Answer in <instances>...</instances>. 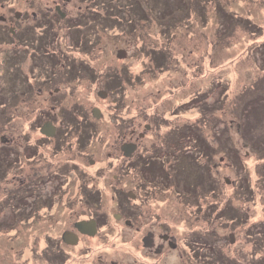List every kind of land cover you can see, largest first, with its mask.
Wrapping results in <instances>:
<instances>
[{
    "label": "rangeland",
    "instance_id": "obj_1",
    "mask_svg": "<svg viewBox=\"0 0 264 264\" xmlns=\"http://www.w3.org/2000/svg\"><path fill=\"white\" fill-rule=\"evenodd\" d=\"M56 5L62 7L64 20H55ZM85 11L93 22L109 28L101 33V50L95 53L102 63L113 59V77L118 80L113 93V176L117 181H113V203L109 194L103 195L96 212L103 214L104 224L110 228L105 226L96 238L83 239L79 246L69 248L56 240L63 231H71L75 213L87 219L92 211L77 206L70 218L62 217L58 210L49 221L50 213L32 208L38 192L41 197L48 196L54 185L43 184L38 192L29 187L35 186L37 179L24 178L35 171L45 177L49 167L28 164L32 162L28 151L17 153L26 151L24 141L30 135L29 83L46 69L39 63L40 67L31 72L29 55L41 62L44 53L53 50L52 43H71L65 27ZM16 13L21 18L16 19ZM0 17L6 19L0 22V29H11L22 35V42L26 37L31 42L25 48L18 47V54L29 53L18 60V69L13 58L17 49L12 46L14 37L0 42V138L8 140L6 145L0 143V153L8 155L0 166V264H129L132 234L123 223L112 221V215L126 210L123 196L139 176L126 170L130 159L122 156L120 145L128 141L132 129L141 131L144 124H149L152 116L162 125L149 135L142 154L161 155L172 129L194 126L213 150L209 175L217 191L206 201L201 199V206L193 205L192 187L202 176L194 168H183L182 172L186 164L173 160L181 166L170 173V178L175 177L174 186L167 184L163 171L152 180L145 178L147 187L160 188L144 201L147 220L157 218L168 234L178 237L191 235L193 228L204 225L194 222L209 217L205 211L208 205L215 213L225 207L236 209L248 221L264 218V189L259 204L256 194V179L259 175L264 178V0H0ZM121 50L126 52L125 59L117 58ZM14 93L17 96L13 97ZM84 103L107 107L96 95L84 98ZM180 147L191 153L185 143L170 146V150L178 153ZM101 152L104 155L103 149ZM192 154L197 152L192 149ZM197 161L204 164V158ZM165 164L167 167L170 163ZM224 179L229 180L228 185ZM20 185L22 189L17 188ZM249 190L250 196H243ZM213 212L210 214L215 215ZM228 215L238 218L232 211ZM214 225L216 236H227L235 229L218 222ZM237 229L243 235L247 226ZM243 244L246 253L249 245ZM161 264L178 262L170 253Z\"/></svg>",
    "mask_w": 264,
    "mask_h": 264
},
{
    "label": "flooded vegetation",
    "instance_id": "obj_2",
    "mask_svg": "<svg viewBox=\"0 0 264 264\" xmlns=\"http://www.w3.org/2000/svg\"><path fill=\"white\" fill-rule=\"evenodd\" d=\"M56 7L63 14V18L55 12ZM54 13L56 21L66 18L60 5L54 7ZM85 13L86 11L81 13L80 18H75L69 22V27H65L68 40L70 41L71 38L73 40L71 43H52L53 50L45 52V59L41 62L38 61V58H33V54L29 55L33 61L30 65L31 72L40 67L38 66L39 63L45 64L46 69L45 74L36 75L34 81L30 82L28 86L32 99V119L29 127H27L28 134H30L29 139L24 141L26 151L23 149L21 153L20 151L19 153L13 152L22 155L28 151L27 157L32 159V162L28 164L37 166L42 163L45 167H49L45 177L37 176L35 171L31 177L24 178V180L29 179L28 181L37 179L35 186H29L34 188L36 192H38L39 186L43 184L54 185L48 196L41 197L38 192L31 205L32 208H37V211L44 210L46 213H50L49 221L54 218L58 210L61 211L62 217L67 215L70 218L74 214V207L77 206L86 211H92L91 216L87 219H84L82 214L75 213V221L71 224V231L65 230L61 233L62 235L64 232H70L77 236V245H65L61 240V235L59 240H56L58 244L69 248L79 246L83 239L96 238L105 226L110 228L108 223L104 224L106 218L102 216L103 214L96 212L102 206L103 195L109 194L110 202L113 203V181H117V176H113V93L116 91L113 88V79H115V76L113 77V59L108 62L104 60L102 63L101 60H97L95 53V50H101V33L109 28L93 22L91 15H85ZM18 18H21V14L16 19ZM5 20L2 17L0 22L4 23ZM86 21H88L87 25L93 23L94 26L83 25ZM8 32L14 37L12 46L17 47V49H15V53L13 52V58L18 64V60L23 58V54L26 53L27 56L29 54L27 52H22V55L18 54L19 45L25 48L26 44H31V42H28L27 37L22 42V35L13 33L11 29H8ZM121 52H123V57L120 59H125L126 52L123 50ZM15 67L18 69L19 64ZM96 87L99 88L95 91ZM25 91L28 92L27 87ZM94 95L107 107L99 108L84 103V98L92 99ZM12 96H17V94L14 93ZM93 110L97 111V118L94 117ZM45 124H49L53 128V134L50 137L41 134ZM161 125L159 119L152 116L149 119V124H144L141 131L132 129L129 132L128 141L123 143L136 146V151L130 158H127L130 160L126 162L125 168L130 172L133 171L139 177L123 196L127 203L126 210H119L117 214L112 215V221L117 224L123 223V226L132 234L136 248L132 245L133 243L129 244V253L132 257L129 264H161L163 258L169 256L170 253L175 255L178 264L182 262L185 264H264L263 217L248 221L236 209L225 207L215 213L208 205L205 207V211L209 213V217L194 222L201 221L204 225L200 228H193L191 235H177L178 237L168 234L157 218L153 217L147 220L148 214L143 209L145 207L144 201L148 199V195L154 191H159L160 188H155L153 185L150 188L147 187L145 178L152 180L160 171H163L167 176V184L174 186L175 177L170 178V173L173 172L172 169L176 170V168L181 167L173 161L178 160L179 151L177 153L170 150V146H177L183 142L178 137L180 136V129L177 130L178 136L176 129L170 131V138L167 139V142L164 141L167 148L163 150L161 155L152 154L147 157V155L142 154L148 147L144 146V143L149 139V135L155 133L157 126ZM192 127L197 130L194 126ZM7 141L5 138H0L2 145H6ZM102 149L104 155L101 152ZM139 153L142 154V157L138 156ZM101 155L104 156V159L100 158L103 160L102 162L99 159ZM212 155L209 157L208 164L205 161L202 164L203 177L196 180L192 187L195 195L194 198H191V203L197 207L200 205L201 199L206 201V197L214 195L215 190L217 191L213 187L209 175L213 169ZM200 157L202 158V156ZM6 158H8L7 153L2 151L0 153V166ZM138 159L142 161L136 162ZM155 161H159L160 164L154 165ZM141 162L144 163L141 164ZM166 162L170 163L167 167ZM221 162L222 159H220ZM24 166L18 174L22 173ZM225 180L227 179H224V182ZM28 181L24 182L23 185H27ZM256 181L258 186L257 202L259 204L264 189V178L259 175ZM23 185L17 188L22 189L21 186ZM207 189L211 190L207 192ZM249 193L250 190L247 195L243 194V196L249 197ZM31 195L33 196V192ZM210 211L215 215H211ZM228 211H232L238 218L230 217ZM91 220L96 225V234L93 237L79 235L74 229L76 223ZM217 222L235 229H231L227 236L225 234L226 237L216 236L218 230L214 224ZM220 226L217 225V227ZM241 226H247L243 235H240L237 229ZM243 242L249 245V250L246 253L242 249ZM59 254L62 255V251H59ZM98 263L101 261L98 260Z\"/></svg>",
    "mask_w": 264,
    "mask_h": 264
},
{
    "label": "trees",
    "instance_id": "obj_3",
    "mask_svg": "<svg viewBox=\"0 0 264 264\" xmlns=\"http://www.w3.org/2000/svg\"><path fill=\"white\" fill-rule=\"evenodd\" d=\"M120 12V10H119ZM0 42H9L11 39H13L11 33L8 32V30H2L0 29ZM118 86V80L113 79V88ZM30 124V123H29ZM29 127V125H28ZM176 135L178 136V132L176 131ZM180 137L183 142L189 146L188 152H184L181 147L179 149V153L177 154V158L181 163H185L186 166H182L181 170L184 171L183 168H194L197 170V172L202 176V170H204L202 167V164H200L199 161H197V158L202 156L204 158V161L208 164L209 157L212 155V149L206 144V142L201 138V136L198 134V130H195L192 126H183L180 130ZM192 149H194L196 155L193 156ZM199 155V156H198ZM208 160V161H207ZM138 163L142 160L138 159L136 162ZM137 163V164H138ZM144 162H141L143 164ZM177 170V169H176ZM203 177V176H202Z\"/></svg>",
    "mask_w": 264,
    "mask_h": 264
},
{
    "label": "water",
    "instance_id": "obj_4",
    "mask_svg": "<svg viewBox=\"0 0 264 264\" xmlns=\"http://www.w3.org/2000/svg\"><path fill=\"white\" fill-rule=\"evenodd\" d=\"M62 1H67V0H62ZM55 12L59 15V17L63 18V14L60 12L59 8H55ZM19 16L18 13H16V18ZM2 17H0L1 20ZM123 52L119 51L117 52V58L120 59L122 58ZM97 111L93 110V115L95 118H97ZM41 134L50 137L53 134V128L49 124H45L42 127ZM120 151L123 155L124 158H130L132 154L136 151V146L133 144H123L120 147ZM226 184H229L228 180H225ZM74 229L79 235L82 236H88V237H93L96 234V225L93 220L88 221V222H78L74 225ZM61 240L65 245L68 246H75L77 245L78 238L74 234L70 232H64L61 235Z\"/></svg>",
    "mask_w": 264,
    "mask_h": 264
}]
</instances>
